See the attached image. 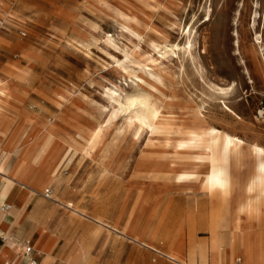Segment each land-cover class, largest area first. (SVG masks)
<instances>
[{
    "label": "rangeland",
    "instance_id": "374dc122",
    "mask_svg": "<svg viewBox=\"0 0 264 264\" xmlns=\"http://www.w3.org/2000/svg\"><path fill=\"white\" fill-rule=\"evenodd\" d=\"M115 5L150 20L154 28L142 26L136 34L116 16ZM254 16L264 40V0H0V81L24 91L19 113L13 108L7 111L14 118L34 116L48 122L58 111L59 96L67 94L92 112L93 123H102L118 107L117 100L144 88L136 77L143 67L159 73L166 84L179 82L181 106L191 102L211 125L264 146V58L259 62L249 51L255 37L250 27ZM235 30L241 53L235 52ZM188 33L197 41L192 53L202 66L199 72L182 50ZM212 85L229 92L215 99ZM224 104L236 115L226 112ZM126 114L118 113L106 129L108 149L74 152L61 175L62 184L46 186L51 195L72 201L90 216L121 225L134 207L135 173L149 137L147 129L136 139L134 129L122 136L118 129ZM115 145L118 149L113 153ZM147 194L148 202L140 209L148 231L178 235L183 226L185 258L208 264V252L205 260L197 252L189 257V240L195 245L210 242L206 192L170 194L155 182ZM47 200L57 205L65 219L98 227ZM162 238L158 236L157 243L166 249L169 241ZM91 248L100 263L109 257V246L101 240ZM154 257L160 264H177L152 253Z\"/></svg>",
    "mask_w": 264,
    "mask_h": 264
},
{
    "label": "bare ground",
    "instance_id": "6f19581e",
    "mask_svg": "<svg viewBox=\"0 0 264 264\" xmlns=\"http://www.w3.org/2000/svg\"><path fill=\"white\" fill-rule=\"evenodd\" d=\"M113 10L125 27L136 34L142 26L154 28L150 20L125 8L115 5ZM250 27L255 30V37L249 51L251 57L260 62V58H264V40L263 33L256 30L255 16ZM234 35L237 38L235 52L241 53L238 30ZM196 42L194 35L190 37L188 33L182 50L199 72L202 66L192 53ZM136 77L144 88L117 100L118 107L102 123H93L92 112L73 102L67 94L59 96L58 111L48 122L34 116L14 118L7 109L13 108L19 113L24 91L0 81V179L6 180L10 189L21 184L39 194L52 183L55 188L59 187L70 155L76 151L90 154L108 149L106 129L118 113L127 112L118 129L122 136L130 129H134L133 139L143 130L149 132L148 142L141 151L143 160L138 162L135 173L137 190L133 210L123 225L118 221L109 223L74 207L72 201L52 194L53 201L98 225L94 227L72 218L62 223L64 247L76 244L75 249L69 251L68 259L88 264L91 247L99 239L109 246L105 264H122L118 262L119 256L136 250L153 252L177 264H194L192 258L187 259L183 254L186 234L183 226L179 227L178 235H171L156 229L148 231L142 219L140 207L148 202L149 185L161 182L170 194L201 191L210 198L207 227L210 242L208 246L202 241L195 245L189 240V257L197 252L205 260L208 252V264H228L229 261L264 264V146L248 143L211 125L200 107L191 102L181 106L177 80L166 84L159 73L145 71L143 67ZM210 87L215 99L229 92V88ZM223 106L226 112L236 115L230 107ZM117 149L115 145L113 153ZM189 224L193 231L194 221ZM158 236L169 241L166 249L165 244L158 245ZM235 255L238 256L235 258Z\"/></svg>",
    "mask_w": 264,
    "mask_h": 264
},
{
    "label": "crops",
    "instance_id": "0c3cea01",
    "mask_svg": "<svg viewBox=\"0 0 264 264\" xmlns=\"http://www.w3.org/2000/svg\"><path fill=\"white\" fill-rule=\"evenodd\" d=\"M17 185L10 189L6 180L0 179V264H30V258L38 264H81L68 259L76 244L64 247L62 223L67 219L63 212L28 186ZM3 205L10 209L2 210ZM25 246L30 247L29 255L23 254ZM152 253L125 251L119 257L122 264H160ZM90 255L88 264H105L106 258L100 263L92 250Z\"/></svg>",
    "mask_w": 264,
    "mask_h": 264
},
{
    "label": "built area",
    "instance_id": "2783aa9c",
    "mask_svg": "<svg viewBox=\"0 0 264 264\" xmlns=\"http://www.w3.org/2000/svg\"><path fill=\"white\" fill-rule=\"evenodd\" d=\"M42 195H43L45 198H47V199H52V195H51V190H50V189H46V190L42 193ZM1 209H2V210H8V209H10V205H3V206L1 207ZM29 253H30V247H29V246H25L24 251H23V254H24V255H29ZM29 263H30V264H38L37 260L34 259V258H30V259H29Z\"/></svg>",
    "mask_w": 264,
    "mask_h": 264
}]
</instances>
